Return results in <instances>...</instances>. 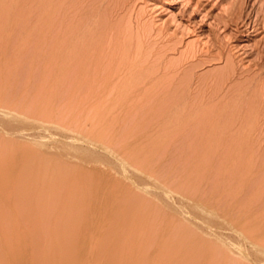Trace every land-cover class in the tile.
Instances as JSON below:
<instances>
[{"label": "rangeland", "instance_id": "374dc122", "mask_svg": "<svg viewBox=\"0 0 264 264\" xmlns=\"http://www.w3.org/2000/svg\"><path fill=\"white\" fill-rule=\"evenodd\" d=\"M9 263L264 264V0H0Z\"/></svg>", "mask_w": 264, "mask_h": 264}, {"label": "bare ground", "instance_id": "6f19581e", "mask_svg": "<svg viewBox=\"0 0 264 264\" xmlns=\"http://www.w3.org/2000/svg\"><path fill=\"white\" fill-rule=\"evenodd\" d=\"M86 139V138H85ZM94 163V162H93ZM84 165V164H83ZM93 168V167H92ZM101 171V170H100ZM97 173V172H96ZM3 263V262H2ZM10 264V263H9Z\"/></svg>", "mask_w": 264, "mask_h": 264}]
</instances>
